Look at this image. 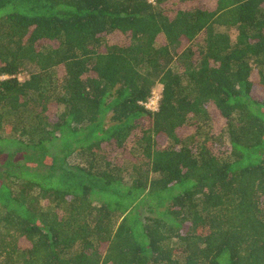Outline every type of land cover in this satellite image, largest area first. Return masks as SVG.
I'll use <instances>...</instances> for the list:
<instances>
[{
    "label": "trees",
    "instance_id": "1",
    "mask_svg": "<svg viewBox=\"0 0 264 264\" xmlns=\"http://www.w3.org/2000/svg\"><path fill=\"white\" fill-rule=\"evenodd\" d=\"M0 264H264V0H0Z\"/></svg>",
    "mask_w": 264,
    "mask_h": 264
},
{
    "label": "rangeland",
    "instance_id": "2",
    "mask_svg": "<svg viewBox=\"0 0 264 264\" xmlns=\"http://www.w3.org/2000/svg\"><path fill=\"white\" fill-rule=\"evenodd\" d=\"M28 75H29V74H28L27 72H23V73H21V74L19 75V77H20L21 80H24V79H26V78L28 77ZM161 87H162L161 85H157V86L155 87V90H154V96H153V98L148 102V104H149V108L154 109V103H153V101H155V100L158 98L159 93H160V91H161ZM223 137H226V138L223 139L222 144H224L225 142L227 143V141H228V136L226 135V136H223ZM74 161H76L75 158H74Z\"/></svg>",
    "mask_w": 264,
    "mask_h": 264
},
{
    "label": "built area",
    "instance_id": "3",
    "mask_svg": "<svg viewBox=\"0 0 264 264\" xmlns=\"http://www.w3.org/2000/svg\"><path fill=\"white\" fill-rule=\"evenodd\" d=\"M154 103V109L157 107V99L155 101H153ZM147 106L149 107V104L147 103Z\"/></svg>",
    "mask_w": 264,
    "mask_h": 264
}]
</instances>
